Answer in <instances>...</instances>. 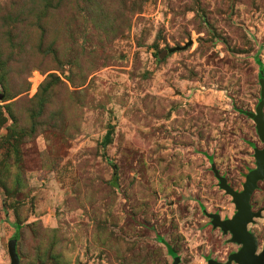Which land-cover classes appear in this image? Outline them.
Here are the masks:
<instances>
[{
	"label": "rangeland",
	"instance_id": "obj_1",
	"mask_svg": "<svg viewBox=\"0 0 264 264\" xmlns=\"http://www.w3.org/2000/svg\"><path fill=\"white\" fill-rule=\"evenodd\" d=\"M261 79L264 0H0V264L226 263Z\"/></svg>",
	"mask_w": 264,
	"mask_h": 264
},
{
	"label": "water",
	"instance_id": "obj_2",
	"mask_svg": "<svg viewBox=\"0 0 264 264\" xmlns=\"http://www.w3.org/2000/svg\"><path fill=\"white\" fill-rule=\"evenodd\" d=\"M178 49V48H177ZM173 51V50H171ZM264 81L261 79V100L255 109L254 114H249L256 126L259 140L264 145ZM255 169L251 170L245 177L242 191L233 190L225 178H222L214 170L215 177L219 181V187L232 198L237 213L231 219L222 220L219 215H212V225L222 230L224 234L231 235V241L240 246L237 253L231 254L224 264H264V244L261 252L258 253V243L255 236L249 231V224L254 218L260 216L259 212H253L250 199L258 184L264 180V146L261 150H255ZM16 239H11L7 244L10 264H19V257L16 251ZM178 262H174L177 264ZM208 264H223L209 260Z\"/></svg>",
	"mask_w": 264,
	"mask_h": 264
},
{
	"label": "trees",
	"instance_id": "obj_3",
	"mask_svg": "<svg viewBox=\"0 0 264 264\" xmlns=\"http://www.w3.org/2000/svg\"><path fill=\"white\" fill-rule=\"evenodd\" d=\"M15 228L18 231L19 227L18 226H15ZM14 239H16V240L18 239V235L17 234H15Z\"/></svg>",
	"mask_w": 264,
	"mask_h": 264
},
{
	"label": "flooded vegetation",
	"instance_id": "obj_4",
	"mask_svg": "<svg viewBox=\"0 0 264 264\" xmlns=\"http://www.w3.org/2000/svg\"><path fill=\"white\" fill-rule=\"evenodd\" d=\"M261 252V251H260ZM260 252H258V253H260ZM232 264H235L234 262H232Z\"/></svg>",
	"mask_w": 264,
	"mask_h": 264
}]
</instances>
